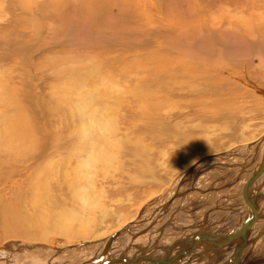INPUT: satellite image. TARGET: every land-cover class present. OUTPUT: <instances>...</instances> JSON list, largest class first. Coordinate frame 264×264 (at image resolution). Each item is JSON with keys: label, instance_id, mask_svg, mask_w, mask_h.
<instances>
[{"label": "rangeland", "instance_id": "obj_1", "mask_svg": "<svg viewBox=\"0 0 264 264\" xmlns=\"http://www.w3.org/2000/svg\"><path fill=\"white\" fill-rule=\"evenodd\" d=\"M7 1L0 0V40L8 42L9 40L16 41L17 39L15 38H18L21 44L26 42L23 37H20L21 34L25 33L23 36L25 38L26 36L29 37L27 38L29 40L27 45L31 47V57L26 59L21 57L22 59L17 60V62L9 60L8 62L0 63V89L13 88L12 90H18L16 91L18 93L21 90L28 89L44 91H38L39 94L44 95L43 99H41L42 106L33 103L31 105L32 108L28 106L23 108L25 109L23 111L27 112L28 116L21 111L22 107L17 110L26 116L25 118L23 114L22 118L20 117V121L22 120L21 124L25 128H28L29 125L23 122L24 118L26 121L30 120L34 123L36 127L39 122L37 131H40L42 135L45 133L50 134L47 139L50 144L46 143L50 148L53 142L54 145L51 148V153L49 152L48 154V156L51 155L47 159L49 162L46 160L45 164L40 163V168L39 166L37 167L33 178L28 180L26 179L27 176L24 175L23 178L19 179L20 176L14 174L13 184L8 188L5 187L2 190L3 192L1 191L3 196L0 195L2 196L0 197V209L10 210V207L14 209L16 205L14 202L18 198L14 197L13 199L12 197L16 196V194L19 197V193L24 194V197L20 195V198H25V194L27 195L29 208H24L22 203H17L18 206L16 205L14 210L6 212V220L12 224V228L20 226L18 231L20 232V238L6 239L3 236L4 233L2 234L3 226L0 224V250L4 249L6 244L36 247L35 250L38 251L35 254L36 257L32 253V256H26L21 264H82L83 262L95 264L97 263L96 258L101 254H99V251L101 250V245L103 246L102 242L104 243L110 235L120 229H125L126 232H129H127L128 235H122L119 238L125 236L129 240L127 242H131L133 245H152L158 237L157 241L162 245V243H167L173 239L170 237L182 233L177 228L186 226L188 223H193V225L195 223L200 224L204 215L207 216L208 223L218 225L219 227H216L221 230L229 227L232 222L226 226H220L219 224L232 220L234 222L232 226H234L235 222L244 217V214L238 215L235 209H228L239 206L243 201L242 198L244 199L242 193L247 190L246 182H242L240 185L241 196L239 197L238 185L241 182L238 181L243 178L241 176L245 169L255 165L256 161V159L248 163L246 160L244 161L248 153H251L247 152L248 148L239 150V154L236 151L237 153H234L237 154L235 159L233 156H229L223 160L222 165H212V168L210 167L211 170L198 174V178L194 177L191 183L188 181L189 173L187 172L189 171L187 170H190V164L192 162V164H195L199 158L219 155L223 151L225 153L230 152L235 142L239 144L256 143L260 138L264 137V0H241V2L239 0H133L141 6L142 10L147 12L148 24L141 20L139 13L123 9L122 3L119 2L117 5L116 0H16V14L6 15L7 5H10ZM240 3L241 5H239ZM55 6L57 7L56 9ZM136 7L133 6L132 9H136ZM130 14L132 16L131 19ZM134 17L137 22H133ZM200 25L213 31L228 27V33L235 32L234 29H238V31H241V36L243 35L249 44L244 45V48L235 54H233L232 50L228 54H222L218 52L219 50L211 51L204 43L203 34L199 29ZM127 27H134L132 31L136 33L142 31L145 34L142 37L135 36L136 33L125 35L123 30ZM189 28L193 29V33L189 32ZM163 32H166L169 37H166L167 34L166 36L163 35ZM127 37L132 42L127 50L132 51L133 46L136 47L143 41L144 46L149 47L146 51L141 52L140 59H147L148 56H155L161 53V55H166V57L170 58L171 64L175 58L179 62L174 64H182L183 59H188L195 66L213 69L217 76L225 79L223 86L227 88L225 90L227 93L225 94V91H221V93H216V95H208L207 97L211 102L207 99L205 100L207 102L205 105L202 100L201 103L204 106L193 107V110L191 105H195L201 99V96L195 90L192 93L189 88L183 86L182 90L177 92L179 98L168 102L164 107L155 109L152 104H146L145 114L142 116L141 122L156 121L162 123V126L157 125L148 128L144 136H135L131 138V141L128 140L124 149H117L119 158L114 157L109 164L110 167L102 166L99 163H95V166L91 164L90 167H83L71 172L72 175L70 174L67 179L64 175L66 173L65 169H67V162L69 161L68 144L73 138V133L68 130L67 125L70 123L77 124L78 122L80 93H84L85 89L91 86L109 89L108 87L114 86V81L122 89L129 88L131 85L126 80H118L119 78L112 72H124V70L127 71L128 67L134 69L137 62L136 57L132 54L117 58L113 55H98L97 44H105L108 41L115 46L117 38ZM155 37L160 38L155 40ZM49 41L51 46L56 49L43 54V56L36 58V61L33 62L31 58L36 54L35 51L38 50L40 45H46ZM216 41L219 43V40ZM159 43H161V47H156L159 46ZM63 44H65V49L57 53L56 50L61 49ZM124 45L127 44L124 43ZM132 52L136 51L133 50ZM173 52L174 54H172ZM53 58L55 60L61 59L64 63L59 64ZM75 60H85L86 64L81 66V68L74 67L72 62ZM111 61V64L108 63ZM154 62L153 60L151 64L156 69L151 68L150 70V73L157 72L153 77L157 83L154 86L155 88H152L154 90H167L168 86L163 87L160 85L163 74L170 77L171 72H177L179 77L180 75L183 76V72L181 74L180 71L174 70L173 65H171L169 71H164L163 69H168L156 65ZM107 63L108 65H106ZM142 66H145V64H137L136 67L138 69L135 70H144ZM145 68L147 69L148 66L146 65ZM177 81L175 79L176 84L173 86H178L182 83ZM191 89L193 90V88ZM147 90H150V88L147 87ZM188 96L193 101L188 100ZM20 101H23L21 97ZM22 103L25 102L23 101ZM29 113L32 115H29ZM50 119L52 121L61 120L62 128L59 132H53L52 134L46 130V124L51 121ZM72 128H74L73 131L78 132L77 127ZM66 130L70 132L68 144L66 142ZM150 130H153V132L151 133ZM62 131H65V135L60 134ZM58 136L60 139H58ZM43 137L47 138V135L45 134ZM36 142V144L41 143ZM122 151L123 153H121ZM203 152H206V154H202ZM27 153L29 154V152ZM232 160L235 161L234 163L240 162L239 165L246 163L241 167L242 172H239L240 179L237 181L238 183L234 178L236 177L234 175L235 171H230L232 168H230L229 163ZM126 161H128L127 166ZM136 162L138 166L140 165L139 167ZM140 163H143L145 168ZM132 164L138 167L137 171L133 172L130 169ZM244 165L249 166L245 167ZM226 167L228 170H225ZM93 169L95 172H93ZM62 171L64 175H61L63 174ZM103 171L106 172L103 173ZM88 172L91 173L90 177L92 178L89 177L91 181L86 182L89 180L87 179L89 176ZM184 173H187L188 176ZM82 176L83 179L80 180ZM224 176L227 177L225 178ZM179 177L181 179L176 185L180 193H178V205L173 207L175 209V217L171 218L170 213L174 209L170 210V205L167 206L166 203L168 201L165 200L167 199V193H170L173 188L174 190L176 189L175 182L178 181ZM152 178L155 180L154 183ZM83 180L86 185L90 182L88 184L89 188L85 187L90 191L82 188L84 185ZM91 183L94 185L92 184V186ZM184 186L185 188L181 189ZM213 186L215 187L213 188ZM78 187L86 191L82 190L84 193H80L81 189ZM59 188H62L63 192L57 191ZM75 190H77L79 195L74 192ZM91 190H96V194H92L94 192ZM98 190L104 192V194L102 193L103 195H101ZM27 191L29 193L32 192V196L34 195V202H31V195L29 196ZM90 192L91 194H89ZM214 192L219 194L208 196H216V200L213 197L210 198L204 195ZM58 193H65V195L60 197ZM187 194L195 195L196 199L187 201ZM78 196H81V200L83 197L87 199L82 201L84 205L80 204L81 200H79L80 202L78 201ZM163 196L164 199H162ZM203 196H207V198ZM137 197L138 199H136ZM159 197L162 200H157ZM163 200L165 202L162 203L161 201ZM213 202H218L216 206L218 208L221 207L217 213L215 207L210 208L214 206L210 205ZM31 203L34 204L31 205ZM225 205H227V210L224 208ZM243 206L246 208L244 204ZM16 209H18L19 215L14 214L13 211ZM30 209H38L40 211L31 215ZM159 209L164 210V215L157 219ZM245 213H248L247 208ZM214 215L216 216L215 218ZM143 218L150 223L143 221ZM123 219H126L127 226ZM136 221L139 222L137 223ZM161 223L165 225L169 223L170 225L167 226V231L164 230L162 234H159L160 227L158 226L159 224L162 225ZM173 227L177 228L173 229ZM145 228H150L151 230L147 234L133 239L132 235L136 231L138 232ZM170 229L175 231H169ZM253 246L249 250H244L243 260H245L246 255L247 262L264 259V236ZM39 247L44 248L46 251H42L41 248L38 249ZM15 250L21 252V250ZM23 251L29 253L24 248ZM132 251L125 252L124 254L126 255L124 257L128 253L135 254L136 250L134 248ZM18 255L21 254H16V256ZM250 255L251 257H249ZM5 256L6 254L0 256L3 258L0 259V264H15L6 260ZM113 258L114 256L111 257V259ZM93 260L95 262L90 263ZM101 261L105 260L100 259L99 262ZM219 261L211 259V261H204L203 264H219Z\"/></svg>", "mask_w": 264, "mask_h": 264}, {"label": "bare ground", "instance_id": "obj_2", "mask_svg": "<svg viewBox=\"0 0 264 264\" xmlns=\"http://www.w3.org/2000/svg\"><path fill=\"white\" fill-rule=\"evenodd\" d=\"M15 1L16 0H8L7 1V2H9L10 5L9 6L7 5L6 15L11 14V13L16 14L17 10L15 9ZM239 1L241 2V0H239ZM239 1H238V3H239ZM119 2L122 3L123 9H129L133 13H139L141 15V20L145 24L149 23V18H148L147 12L145 10H142L141 6L138 5L137 2H135L133 0H116L117 5L119 4ZM239 5H241V3ZM133 6H137L136 9H132ZM56 8L57 7L55 6V9ZM11 16H15V15H11ZM129 16L131 19V17H132L131 14ZM9 20H11V19H9ZM134 21L137 22L135 17L133 18V22ZM132 28H134V27L125 28V30H123L124 34L125 35H127L129 33L135 34L136 32L132 31ZM227 28L228 27H224L221 30L213 31V30L207 29L203 25H200L199 29H200V32H202V34H203L202 37L205 41L204 43H205L206 47L208 49H211V51L219 50L218 52H220L222 54H228L232 50L233 54H235V53H237V51L244 48V45L246 46L249 44L247 42V40L245 39V37L243 35L241 36V31H238V29L237 30L234 29L235 32L230 31L231 33H228ZM189 32L193 33V29L189 28ZM23 34H25V33H23ZM23 34H21L20 37H23L25 39L24 41H26V42H23L21 44H20V41L18 40V38H15V39H17L16 41L9 40L8 42L0 40V63H5V62H8L9 60L11 62L12 61L17 62V60L22 59L21 57H23V58L25 57V59L27 57L28 58L31 57V55H30L31 47H29L27 45V43L29 41L27 38H29V37L26 36V38H25L23 36ZM144 34H145V32L142 33V31H140V32L136 33L135 36L142 37ZM156 34H157V32H156ZM166 34H167L166 32H163V35L166 36ZM158 35H160V33H158ZM160 37H155V40L160 38ZM166 37H169L168 34ZM216 40H219V43H217ZM124 43H126L127 45H124ZM105 44H107V45H105ZM105 44L104 43L97 44L98 45V51H97L98 55H101V56L113 55L115 58H117L119 56L120 57L125 56V55L130 56L132 54L137 59V62L135 64L136 66H137V64H140V63H142V65L145 64V66H142L144 68V70L140 69L141 71H136L135 69H138L136 66L134 69H131V67H128L127 71L124 70V72L123 71L112 72V70H111V72L119 78L118 80H120V81L126 80V82H128V84L131 85L127 89H122L119 86V84H117V83L115 84V81H114L113 82L114 86L108 87L109 89H103L102 87L91 86V87L86 88L84 93H80V95H79L80 96L79 97L80 98V113L78 116V122H77V124L70 123L67 125L68 130L73 133V138H72V141L70 142V144H68V142H69L68 136H69L70 132L68 130H66V142L68 144V150H69V155H68L69 161L67 162V166H66L67 169H65L66 170L65 175H64L63 171H62L63 174H61V175H64L65 177H67V179L70 176L71 172L76 171L77 169H81L83 167H90L91 164H93L95 166V163H99L102 166H107V167L109 166L110 167L109 164L114 159V157L119 158L117 149H119V148L124 149L125 143L128 140L131 141V138L135 137V136L136 137L144 136L146 133V130L148 128H152V127H155L157 125L162 126L163 125L162 123H159L156 121L141 122L142 116L145 114L146 104H152V106L155 107V109L160 108V107H164L168 102H171L174 99L179 98V95L177 92L181 91L183 86H186L185 88H189L190 92L194 93V90H195L201 96V99H199L197 101V103H195V105L194 104L191 105L192 106L191 109L194 110L193 107H198V106L200 107L203 104V103H201V101L203 100L205 102V100L208 99V97H207L208 95H210V96L216 95V93H221V91L224 92L227 89L223 86L225 79H222L220 76H217L215 74L216 72L213 69H207L206 67L195 66L188 59H183L182 64H180V63L174 64V63L179 62V60L177 58H175V60L171 64L170 58L166 57V55H161V53L159 55L157 53H155V54H157V55H155L156 57L155 56H150V57L148 56L147 59H142V58L140 59L141 52L146 51V49H149V47L144 46V41L139 43L138 45H136V47H134V46L132 47V49L135 50L136 52H132L133 50L132 51L127 50L129 45L132 44V42L128 40V37L127 38H117L115 46H113L112 43H110L108 41ZM216 46H218V47L216 48ZM156 47H161V43H159V46H156ZM235 47H237V48H235ZM52 49L55 50L56 48L54 46H51L50 41L46 45H40L38 50L35 51L36 54L34 56H32V58H31L32 61L35 62L36 58L43 56V54L49 53ZM64 49H65V44H63L61 49H59L60 51L59 50H56V51H57V53H60L61 50H64ZM248 49H250V48H248ZM63 53H64V51H63ZM172 54H174V52ZM222 59H223V57H222ZM153 60L155 61L154 63L156 65H158L162 68L168 69V70L163 69L164 71H169L171 69V65H173L172 66L173 69L180 71L181 74L183 72V76L180 75V77H179L177 72H175V73L171 72L170 77L163 74L162 82L160 83V85L163 87L168 86L167 90L166 91H160L158 88H156L159 90L158 91V90L152 89V88H155L154 86L157 85V83L153 79V77L157 74V72L150 73L151 68L155 67L154 65L151 64ZM55 61H58L59 64L64 63L61 59H58ZM108 63L111 64L112 61L108 62ZM108 63L106 65H108ZM85 64H86L85 60H77V61L75 60L72 62V65H74V67H80V68H81V66H83ZM146 65L148 66L147 69L145 68ZM115 66L116 65L114 64V67ZM45 67H46V65H45ZM55 67L57 68V66H55ZM154 69H156V68H154ZM160 71H162V70H160ZM175 79L178 80L177 82H179V83L182 82V83H180V85H178V86H173L174 84H176ZM133 85H134V87H133ZM147 87H149L150 90H147ZM27 88H29V87H27ZM191 88H193V90ZM12 89L11 88L8 89V87L4 88V89H0V192L5 187L8 188L13 184V177H15L16 174H18L17 176H20L19 179L23 178L24 175L27 176L26 179H28V180L33 178V175L36 172L37 167L39 166V168H40L39 164L40 163L45 164L48 157L51 156V155L48 156V154L54 145L53 144L54 142H53L51 144V148L48 146V144H50V143H48L49 141H47V139L49 138L50 134L45 133L47 135V138H44L43 136L45 134L42 135V133L40 131H37L38 130L37 128L39 126V122H38V125L36 127V125L34 123H32L30 120H28L29 122L26 121L25 118H26V116H28V114H27V112L23 111V110H25V109H23V108H25V106L32 108L31 105L33 103H36V104L42 106L41 99H43L44 95H41V93L39 94L38 91H40V92H44V91L39 90V89H28V90H21V91L19 90L20 91L19 92L20 94H19L18 92H16L18 90L14 91ZM224 93L226 94L227 92L225 91ZM195 94H193V95H195ZM180 96H181V94H180ZM20 97L25 103H22L23 101H20ZM181 97H183V96H181ZM187 99L190 101H193L192 98H190V96H188ZM209 102H211V101L209 100ZM18 103H19V105H17ZM206 103L207 102H205V105H206ZM10 105L12 108L9 107ZM202 106H204V105H202ZM33 107H34V105H33ZM18 108H21V111L25 112L26 116L23 113L24 117H25L23 119V122H26V125L27 124L29 125L28 128H25L21 124L22 120L20 121V117L22 118L23 114L17 110ZM31 113H32V111H31ZM31 113H29V115ZM172 117L176 118L175 116H172ZM170 118H171V116H170ZM63 123H64V121H63ZM44 125H45V122H44ZM42 127H44V126H42ZM72 127H75V128L77 127L76 129L78 130V132L75 130L73 131L74 128H72ZM61 128H62L61 120L60 121H52L51 120L50 122L48 121V124H46V130L52 134H53V132H59L61 130ZM40 130H41V128H40ZM150 132L152 133L153 130H150ZM60 134L65 135V131H62V133H60ZM60 137H62V136L60 135ZM58 139H60L59 136H58ZM36 141H38V143L39 142H41V143L36 144L37 143ZM234 144L235 145L231 148L230 152L225 153V151H223L219 155L217 154L214 156L212 155V156H205V157L199 158V160L197 162H195V164H192L193 162L190 164L191 168H189L190 170H187L189 172L186 171L187 173H189V177H188L189 180L188 179L187 180L191 183L193 181L194 177L198 178L197 177V176H199L198 174H201L203 172L211 170L210 167L212 165H215V164H217V166L222 165L223 160L229 156H233V158L235 159V156H237V154H234V153L238 152V154H239L241 150H246V148H248L247 152H251V153H248V155L246 156L247 158L244 159V161L246 160L248 163V162H250L252 160L254 161V159H256L255 165L251 166L249 169L248 168L245 169V171L243 172V174L241 176L243 178L240 181H238L240 179V175H239L240 173L239 172L241 171V167L245 162L242 165H239L240 162L234 163L235 162L234 160H232V162L229 163V166H231L230 168H232V169H230V171L231 172L235 171L234 175L236 177H234V178H235L236 182L237 181L241 182L238 185L239 188L237 186L238 191H240V185L242 184V182L243 183L246 182L245 184H247V186H246L247 190L246 191L244 190L242 193V197H244V199L242 198L243 203L241 202V204H239V206H237L238 210H237V207L236 208L232 207L231 209H228V210H234L235 209L238 212V215L244 214V217L242 219L240 218V220L237 221V222H239V224L237 223L238 224L237 226L232 228L230 231L228 230L229 231L228 234L223 235V236L218 235V233H216L217 229H215L217 227H212L213 225L212 226L209 225V223L207 222V216L204 215L203 220L202 221L200 220L201 221L200 224L195 223L193 225V223L192 224L188 223L185 226V228L194 226V227L200 229V231L197 234H195L193 237H189L188 235H187L188 237H182L181 239L174 241L168 247L161 249L160 247H162V245L161 244L159 245V241H157V239L159 237L155 240V243L153 242L154 244H152V245H150V244H147L144 246L133 245L131 242H127L129 240H127V237H125L127 232H129V231L126 232L125 229H123V230L120 229V230H118V232L116 231V232H114V234L110 235V237L107 240H105L104 243L102 242L103 246L101 245V250L99 251V254L100 253L101 254L96 258L97 263H95V264H144V263L145 264H193V263L203 264V262L207 261V260L211 261V259L214 260L217 258H222V256L225 255L226 253L228 254L229 251L231 252L229 254V256L227 258L224 257V258H226V260L225 261L221 260L224 262L223 264H238V263L239 264H264V259L253 260V261L247 262L246 261L247 255L245 257V260L242 259V255H243L244 250L251 248L255 243H257L264 236V170H263V173H261L260 175L255 176V177L253 176L254 174L257 173L261 164L264 162V137L260 138L256 143L251 142L248 144H239L238 142H235ZM123 151L121 153H123ZM27 152H29V154ZM63 153H65V152H63ZM20 154L22 156V159H21ZM202 154H206V152H203ZM249 154H251V155L249 156ZM119 155H120V151H119ZM19 156H20V159H19ZM122 157H123V155H122ZM210 158H212V159H210ZM214 158H217V159L214 160ZM19 160H21V162H19ZM133 161H136V160H133ZM127 162L128 161H126V166H127ZM46 164H48V163H46ZM140 164H142V167H144L143 163H140ZM133 165L134 164H132V167L130 166V169L133 170V172L137 171V169L140 165L138 166V163H137L138 167L135 165L133 166ZM248 166H245V167H248ZM111 167H112V165H111ZM252 167H254V168H252ZM201 168H203V169H201ZM226 169L228 170L227 167L225 168V170ZM65 170H64V172H65ZM96 171H98V170H96ZM89 172H88L89 176L87 179H89V177L91 176L90 175L91 173H89ZM93 172H95V170ZM105 172L103 171V173H105ZM98 173H100V172H98ZM187 173H184V174L188 176ZM209 173H205V174H209ZM78 174H80V173H78ZM93 176H94V174H93ZM90 178H92V177H90ZM81 179H83V176H82V178H80V180ZM180 179L181 178L179 177L178 181L175 182V187H176V185H178ZM247 179H248V181H247ZM250 179H251V182H249ZM64 180H66V179H64ZM259 180H262V183L261 184L259 183V185H258L257 182ZM20 181H22V180H20ZM88 181H91V180L89 179L86 182H88ZM154 182H155V180L153 179V183ZM224 182H226V181L224 180ZM157 183H155V184H157ZM26 184L28 185V183H26ZM83 184H84V180H83ZM88 184L87 185L84 184L82 186V188H85L86 186L88 187ZM92 184L93 183H91V185ZM160 185H159V187H160ZM190 185H192V184H190ZM208 185H210V184H208ZM57 186H58V184H57ZM68 186H70V185H68ZM107 186H109V185H107ZM107 186H106V188H107ZM215 186H213V188ZM71 187H72V185H71ZM80 187H78V188H80ZM196 187H197V185H196ZM82 188H80L81 189L80 193H84V192H82V190L86 191L85 189H88L89 187L85 188V189H82ZM106 188H105V190H107ZM184 188H185V186L182 187L181 189H184ZM32 189H33V187H32ZM99 189L101 190V187ZM176 189H177V192H176ZM176 189L174 190V188H173V190H171L170 193H167V196H166L167 199L165 201H168L166 203V205L167 206L170 205V210L174 209L173 207L178 205V197H179L178 196V193H179L178 192V186L176 187ZM210 189H211V187H210ZM77 190H75L74 192L77 195H79ZM100 190H98V191H100ZM201 190H203V189H201ZM30 191H32V190H30ZM57 191L63 192L62 188H59V190H57ZM88 191H90V190L88 189ZM91 191L94 192L92 194H96V192H95L96 190L95 191L91 190ZM113 191H114V189H113ZM208 191H209V189H208ZM2 192L0 195L3 196ZM27 192H28L29 196L31 195V198H32V199H30V200H32L31 202H34V198H33L34 195L32 196V192H30L31 194L29 193V191H27ZM100 192L99 193L101 195L104 194V192H102V191H100ZM153 192L155 193V191H153ZM161 192H163V191H161ZM180 192H182V191H180ZM105 193H106V191H105ZM206 193H208V192H206ZM58 194H59L58 196H60V197H64L63 195H65V193L64 194L58 193ZM89 194H91V192ZM149 194H150V192H149ZM218 194L217 193L215 194V192H214V193L204 194V195L208 196V195H218ZM238 194L240 197L241 191ZM18 195H19V197H17V194H16V196L12 197L13 199H14V197L18 198L17 201L15 199L16 202H14V203L16 205H17V203H22L24 208L25 207L29 208L28 198H26L27 195L25 194V198H20V195H22L24 197V194L19 193ZM82 195H84V194H82ZM105 195H107V194H105ZM150 195H152V194H150ZM2 196H0V197H2ZM96 196H98V195H96ZM207 196H203V197L207 198ZM186 197H187V201L188 200L194 201L196 199L195 195H191V194H189ZM208 197H210V196H208ZM212 197H210V198H212ZM77 198H79L78 201L81 200L80 199L81 196L80 197L78 196ZM213 198H214V200L217 199L216 196H214ZM136 199H138V197ZM162 199H164V196L162 197ZM162 199H161V197H159L157 200L160 201ZM85 200H87V199H85V197H83L80 204L84 205V202H82V201H85ZM18 201H20V202H18ZM165 201L163 200L161 202L163 203ZM251 201L254 202V204L256 206L258 216H263V219L258 220L257 222H255L253 225L250 226L249 233H247V235L245 237L247 239L246 243H244L243 246L241 247L240 246V238H234V236L242 229L244 222L247 219L251 218V209H250V206L248 204ZM215 202L210 204L211 206L214 205L213 207H210V208L215 207V209H216L215 211L217 213L218 210L221 209V207L218 208V206H216V205H218V202L217 203H215ZM33 204L34 203H31V205H33ZM49 204H50V202H49ZM73 204H75V203H73ZM88 204L89 203L87 201V205ZM219 204H221V202H219ZM243 204L247 208L248 213H245L246 208H244ZM91 205H89V206H91ZM227 205H225L224 208H226ZM15 206H14V209H15ZM162 206H163V204H162ZM7 207H8V205H7ZM14 209H12L10 207V210H14ZM23 209H22V211H23ZM0 210H1V212H0L1 223L0 224H1V226H3V229H4L3 232L1 230L2 234L4 233L3 236L6 239L20 238V232H18L20 230V226H15L12 228V224L8 223L6 220V212H9L10 210H6V209L3 210V208H1ZM17 210L18 209L13 211L15 215H19ZM226 210H227V208H226ZM38 211H40V210H38V209H30L29 210L31 215L34 213H37ZM163 211L164 210L159 209V213L157 214V219L161 218L164 215ZM213 211H214V209H213ZM241 211L243 213H239ZM131 212H130V214H131ZM156 213H157V211H156ZM219 213H221V212H219ZM135 214H136V212H135ZM170 216H171V218L175 217V209L173 212L170 213ZM132 217H133V213H132ZM215 217L216 216L214 215V218ZM83 220H85V219H83ZM123 220H125V223H126V219H123ZM139 221H136V222L138 223ZM143 221H146V220H144V218H143ZM146 222H148V221H146ZM148 223H150V222H148ZM161 224L162 225L159 224V226H158V227H160V233L158 232L159 234H162V232L167 228V226L170 225L169 223H166V225L163 223H161ZM217 224H219V223L217 222ZM256 224H259V225L262 224L263 227H262V229H260L259 232L254 233V228H255L254 225H256ZM127 225H128V223H126V226ZM132 225L134 226V224H132ZM256 227H258V225ZM124 228H126V227H124ZM1 229H2V227H1ZM173 229H175V228L173 227ZM190 229H192V227ZM150 230H151L150 228H145V229L139 230L138 232L136 231V233L134 235H132L133 239L147 234ZM178 230H180V229H178ZM195 230H197V229H195ZM180 231H182V230H180ZM183 231H184V229H183ZM187 231H189V230H186V232ZM192 232L193 231H189V233H186V234H191ZM184 233H185V231H184ZM80 235H81V233H80ZM122 235H125V236L119 238ZM22 247L25 250H27L29 253H25L23 251ZM40 248L41 247H39L38 249H40ZM133 248H134V250H136L135 254L132 255L131 253L130 254L128 253V255L126 257H124V255H126L124 253L125 252L127 253L128 251L133 252L132 251ZM176 248H180V250H178L179 251L178 253H175L176 252L175 251L174 252L175 255L172 256L173 251L176 250ZM238 248L241 250H240V255L238 254V257L236 259V250H238ZM15 249L21 250V252H17ZM35 249H36V247H33V246L31 247L28 245L6 244L4 249L0 250V256L3 254H6V256L4 257L6 260H8L11 263L21 264L23 259L26 256L27 257L32 256L31 255L32 253L35 256L36 252H38ZM196 249H199V252L198 251L196 252ZM43 250L46 251L44 248L42 249V251ZM160 250H162L164 252V256L162 255L163 257L161 259H158L156 256L160 252ZM194 250H195V252H194ZM18 253L21 255L16 256V254H18ZM8 256H9V258H8ZM112 256H114L113 259H111ZM249 257H251V255ZM29 258H31V257H29ZM0 259H3V258L0 257ZM100 259L105 260V261L99 262ZM217 260H219V259H217ZM93 262H95V261L93 260L90 263H93ZM84 264H86V263H84ZM219 264H221V263H219Z\"/></svg>", "mask_w": 264, "mask_h": 264}, {"label": "crops", "instance_id": "obj_3", "mask_svg": "<svg viewBox=\"0 0 264 264\" xmlns=\"http://www.w3.org/2000/svg\"><path fill=\"white\" fill-rule=\"evenodd\" d=\"M258 185H259V183L261 184L262 183V180H259L258 182ZM262 206V205H261ZM229 223L230 222H232L231 223V225L229 226V227H227L226 229L224 228V230H222L221 231V229H218V228H215V229H217L216 230V233H218V235H221V236H223V235H226V234H228L229 233V231L232 229V228H234L235 226H237L238 224H239V222H235V225L234 226H232V224L234 223L232 220L230 221H228ZM228 222H225V223H222V224H219L220 226H226V225H228L229 223ZM238 223V224H237ZM209 225H213L212 227H216V226H218V225H214V223H209ZM258 225V227H256ZM182 227H184V228H182ZM192 227V229H190ZM191 227H188V228H185V226H181V227H179V228H177V227H175V228H177V229H180V230H182V233L180 234V235H177V236H174V237H170V238H173L172 240H170V241H168L167 243H162V247H160L161 249H164L165 247H168L169 245H171V243H173L174 241H177V240H179V239H181L182 237H193L195 234H197L199 231H200V229H198V228H196V227H194V226H191ZM219 227V226H218ZM254 233H256V232H259L260 231V229H262V227H263V225L262 224H256V225H254ZM183 229H184V231H185V233H184V231H183ZM195 229H197V230H195ZM166 230V229H165ZM186 230H189V231H193L191 234H186V233H189V231H187L186 232ZM229 230V231H228ZM167 231V230H166ZM169 231H175V230H173V229H170ZM196 231V232H195ZM181 232V231H180ZM186 234V235H185ZM188 235V236H187ZM259 242V241H258ZM159 245H160V243H159ZM257 245V244H256ZM255 245V246H256ZM255 248V247H254ZM254 248H253V250H254ZM250 249V248H249ZM248 249V250H249ZM178 250H180V248H176V250H174L173 251V254H172V256L173 255H175V253H178L179 251ZM176 251V252H175ZM199 252V249H196V252ZM201 251V250H200ZM161 252V253H160ZM160 252L157 254V258L158 259H161L163 256H164V252L162 251V250H160ZM175 252V253H174ZM194 252H195V250H194ZM231 252L229 251L228 252V254L226 253L225 255H223L222 256V258H217V259H219L220 261V263L221 264H223L224 262L223 261H225L226 260V258L229 256V254H230ZM163 255V256H162ZM227 255V256H226ZM224 257H226V258H224ZM242 259H243V255H242ZM221 260H223V261H221ZM252 261V260H251ZM145 264V263H144ZM193 264H196V263H193Z\"/></svg>", "mask_w": 264, "mask_h": 264}, {"label": "water", "instance_id": "obj_4", "mask_svg": "<svg viewBox=\"0 0 264 264\" xmlns=\"http://www.w3.org/2000/svg\"><path fill=\"white\" fill-rule=\"evenodd\" d=\"M263 170H264V162L261 164L257 173L254 174L253 176L255 177V176L260 175L261 173H263ZM251 179L249 182H251ZM248 204H249L250 209H251V218L247 219L244 222L242 229L234 236V238H240V246L241 247L243 246L244 243H246L247 239L245 237H246L247 233H249L250 226L253 225L255 222H257L258 220L263 219V216H258L254 202L251 201ZM240 250L241 249H239V248H238V250H236V259L238 257V254L240 255Z\"/></svg>", "mask_w": 264, "mask_h": 264}]
</instances>
